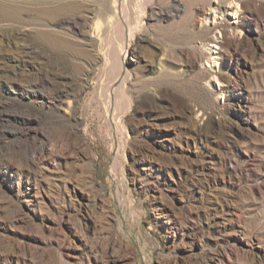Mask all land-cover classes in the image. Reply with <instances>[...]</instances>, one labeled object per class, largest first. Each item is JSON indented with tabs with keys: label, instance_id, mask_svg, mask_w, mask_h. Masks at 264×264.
Here are the masks:
<instances>
[{
	"label": "rangeland",
	"instance_id": "374dc122",
	"mask_svg": "<svg viewBox=\"0 0 264 264\" xmlns=\"http://www.w3.org/2000/svg\"><path fill=\"white\" fill-rule=\"evenodd\" d=\"M5 2L0 264H264V0H128L130 38L92 36L113 0Z\"/></svg>",
	"mask_w": 264,
	"mask_h": 264
},
{
	"label": "bare ground",
	"instance_id": "6f19581e",
	"mask_svg": "<svg viewBox=\"0 0 264 264\" xmlns=\"http://www.w3.org/2000/svg\"><path fill=\"white\" fill-rule=\"evenodd\" d=\"M79 6H80L79 2H68V3L57 5V7L53 9L43 10L41 11V14L44 16H48V17L54 16L57 14H62V13L64 14V12H68L70 14V12H73ZM0 7L6 8L8 12H15L14 5H12L11 3H6L5 0H0ZM104 10H105L104 14L106 16L104 18L105 20H103L102 19L103 17L101 16L96 19V22L91 27L92 36L101 37L105 31H107L108 29L110 30L114 27L113 24L115 26L116 25L118 26V31L120 33L121 38H125V37L130 38L133 35V28L131 25L130 14L128 11V0H113L112 5L105 6ZM36 33L40 39L45 40L44 42H47V44L50 46L58 47V45L63 46L65 44H68L65 40L63 41L60 37H58L51 30L42 29V30H38ZM87 41H89V39H87ZM129 48L130 46L127 45L126 48H123L120 51H117V49H114L113 51V46H111L109 49L106 48L107 51H105V53H107V59L112 62V71H113V60H114V68L118 73L117 78L114 81V83L119 82L115 90L121 93L122 97L125 92V90H123L122 88L124 87L126 78L128 77V73H126V75L124 76V73H125L124 63L126 62V57L130 51ZM18 49L20 50V52H24V53H30V51H32V48L26 42H21L18 46ZM81 53L83 55V51ZM123 55H125V57H123ZM27 62H28V59H26L25 57H21V58L19 57V59H17L16 64L14 63V64H11L9 67L7 66L8 69L6 68L7 70H6V73L3 79H5L4 81L8 83V85L12 89L14 88L25 95H28L30 97L35 96V95L36 96L40 95L41 93H40L39 87L41 83H45L44 78H41L36 81H31L30 84L28 83L27 87L26 86L23 87L22 85L20 87H17V84H15L16 80L20 78V75L22 76V74L25 72V68L28 65ZM20 79L22 80V78ZM112 86H113V83H112ZM109 92L113 93V90L109 89ZM62 93H63V90H61L60 87H58L56 89L55 98L62 97Z\"/></svg>",
	"mask_w": 264,
	"mask_h": 264
}]
</instances>
